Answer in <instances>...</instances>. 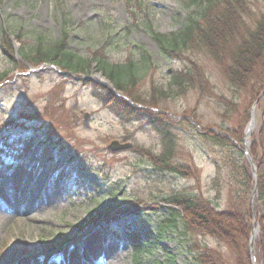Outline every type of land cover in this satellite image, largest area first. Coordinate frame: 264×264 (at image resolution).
<instances>
[{
  "label": "rangeland",
  "instance_id": "rangeland-1",
  "mask_svg": "<svg viewBox=\"0 0 264 264\" xmlns=\"http://www.w3.org/2000/svg\"><path fill=\"white\" fill-rule=\"evenodd\" d=\"M189 3L0 0V74L6 73L0 79V214H6L0 221V264H134L130 243L107 230L113 227L123 232L128 226L142 227L152 239L143 264L160 262L168 253L178 264H197L195 256L206 245L222 251L227 264L235 263L225 244L201 232L186 235L180 233L181 228L165 229L162 221L170 210L145 207L154 203L166 206L162 198L175 191L202 194L224 207L226 191L218 196L213 179L218 173L217 162L222 178H227L225 150L204 140L200 133L210 124L213 128H233L239 118L234 111L223 116L226 105L215 95L191 88L161 96L154 85L168 88L172 74L194 60L209 76L214 91L236 101L241 112L248 109L250 118L257 102L253 132L261 123L258 102L264 90L251 102L243 91L235 89L201 45L185 52V57L172 56L164 54L153 38L152 30H179L196 9ZM1 28L12 40L13 53L21 65L5 53ZM66 31L69 47L86 56L98 52L112 61H125L138 59L143 49L149 51L150 66L131 91L146 101L156 98L157 107L176 120L173 161L191 167L192 176L162 169L138 150L159 155L164 149L161 134L144 121L118 115L95 94L92 85L85 83L83 73H66L21 57L20 51L31 50L39 35L52 43ZM96 66L93 62L90 70ZM85 112L91 114L89 124L84 122ZM114 139L130 141L133 146L114 151L109 147ZM14 145L20 149L12 154L7 147ZM63 170L72 182L62 188L58 174ZM110 200L119 204L112 215L81 227L98 203ZM36 204L38 210L33 207ZM7 207L13 211L8 212ZM25 208L29 211L22 212ZM258 233L253 254L260 264L256 257ZM17 248L25 250L22 253ZM12 252L16 254L11 256Z\"/></svg>",
  "mask_w": 264,
  "mask_h": 264
},
{
  "label": "trees",
  "instance_id": "trees-1",
  "mask_svg": "<svg viewBox=\"0 0 264 264\" xmlns=\"http://www.w3.org/2000/svg\"><path fill=\"white\" fill-rule=\"evenodd\" d=\"M193 9L186 18L183 26L171 33L152 30V36L160 44L164 54L184 56L196 45H201L217 62L229 82L236 90L243 91L245 98L255 101L264 90V0H190ZM2 29L4 38V51L12 61L20 64L13 53L12 40L8 38L7 31ZM31 50L20 51L22 57L35 65L56 64L63 70L71 73L88 74L93 62L96 69L101 70L111 79L115 87L131 98L146 105L135 107L128 100L116 95L110 88L85 80L92 85L95 94L118 115L128 120H141L153 126L162 136L164 145L159 155L144 149V151L159 167L192 176L191 167L181 166L173 161L176 146V133L174 127L176 120L157 107L156 98L141 99L133 94V87L141 73L150 66L151 54L143 49L136 60L112 61L103 53H94L86 56L69 47V33L66 31L59 39L52 43L45 42V36L39 35ZM185 57V56H184ZM186 68L176 70L171 76L168 88L153 86L161 96L179 94L191 88L203 95H215L220 102L226 105L223 116L234 111L239 115L235 127H224L210 124L203 127L200 133L207 142L221 145L225 150L224 159L227 169V178H222V168L217 162L218 173L213 179V187L218 191H226L225 206L220 208L213 201L202 194H190L180 191L172 192L163 197L166 203L146 205L154 211L170 210L162 227L181 228L180 233L190 234L201 232L225 244L234 255V264H252L250 258L249 239L253 229L254 214L260 220L261 229L256 238V257L260 264H264V95L259 100L261 109V123L252 135L251 152L257 165V177L246 158L244 151V130L250 112L245 109L241 112L238 103L232 98L219 95L209 76L194 60ZM5 74V72L0 74ZM2 80V79H1ZM156 109V110H155ZM191 112V110H187ZM199 122V119L197 118ZM28 142V141H27ZM26 145H30L29 142ZM19 146L7 147L8 152L15 154ZM59 176L60 186L65 187L67 182H72L71 175L61 171ZM225 176V177H226ZM257 193L254 199V210L251 207V196L254 185ZM98 203L95 210L89 212L81 227L88 226L101 219L104 215H112L119 204L115 200ZM139 213V211H138ZM115 236L130 243L134 264H143V254L152 241L142 227H130L125 231L111 227ZM168 251V249H167ZM197 264H227L222 251L217 248L204 246L196 256ZM153 264H178L173 254L168 253L164 260Z\"/></svg>",
  "mask_w": 264,
  "mask_h": 264
},
{
  "label": "water",
  "instance_id": "water-1",
  "mask_svg": "<svg viewBox=\"0 0 264 264\" xmlns=\"http://www.w3.org/2000/svg\"><path fill=\"white\" fill-rule=\"evenodd\" d=\"M86 78L87 79H94L97 82L101 83L102 85L110 87V89L116 95L124 97V98H127L132 105H137L135 102L131 101L130 98L125 93H123L122 91L118 90L115 87V85L112 83V81L105 76L104 72H102V71L94 72L93 71L90 75L86 76ZM256 103L257 102H255L254 105H253V109L251 111V118H250L249 122L246 125L245 138H244V143H245L244 151H245L247 160H248V162H249V164H250V166L252 168V171H253V174H254L255 177H257V165L255 163L254 156H253V154L251 152V145H252L251 134H252L253 129H254V109L256 107ZM138 105L142 106L140 104H138ZM90 117H91L90 112H85V114H84V122L86 124H88L90 122ZM132 145H133V143L130 142V141L121 142L118 139H114V140H112L110 142L109 147L112 150L115 151V150H121V149H125V148H128V147H131ZM256 193H257V185L255 184L253 192H252V196H251V201H250L251 202V207H252L253 210H254V198H255ZM259 229H260L259 221H258V219L256 217V214H254L253 229H252V232H251V235H250V240H249L250 258H251L252 264H255V257H254V254H253V250H254V245H255V237H256Z\"/></svg>",
  "mask_w": 264,
  "mask_h": 264
},
{
  "label": "bare ground",
  "instance_id": "bare-ground-1",
  "mask_svg": "<svg viewBox=\"0 0 264 264\" xmlns=\"http://www.w3.org/2000/svg\"><path fill=\"white\" fill-rule=\"evenodd\" d=\"M255 126H256V110H255V112H254V128H255ZM36 181L39 182L38 180H36ZM38 204H39V203H38ZM5 206H6V205H5ZM33 207L35 208V210H36V209L38 210L39 205L36 204V205H34ZM7 209H8V212H9V211H13L10 207H7ZM21 211H22V212H25V211H29V210L25 208V209H22ZM5 215H6V214H5ZM5 215H1V214H0V221H1V222H2V219H3V217H4ZM16 250H19V251L22 252L23 250H25V248H23V249L17 248ZM16 250H15V251H16ZM22 253H23V252H22ZM15 254H16V253L12 252V255H11V256H14ZM12 264H16V263L14 262V263H12ZM255 264H257V263H256V258H255Z\"/></svg>",
  "mask_w": 264,
  "mask_h": 264
}]
</instances>
